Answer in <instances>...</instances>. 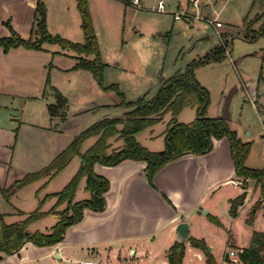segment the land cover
<instances>
[{"label": "rangeland", "instance_id": "obj_1", "mask_svg": "<svg viewBox=\"0 0 264 264\" xmlns=\"http://www.w3.org/2000/svg\"><path fill=\"white\" fill-rule=\"evenodd\" d=\"M39 1L45 5L46 28L50 34L71 42H83L76 0ZM86 1L100 57L105 64L101 83L88 70L72 68L75 52L70 48L44 43L43 47L51 55L46 63L49 85L55 86L66 97L64 111L68 119L65 122L59 118L50 119L47 105L55 103V98L49 88L41 99L15 98L11 102L0 99V123H13L14 169L26 173L42 168L51 160L49 151L58 144L64 145L74 130L79 133L104 117L122 116L118 113L121 110L117 106L118 92L126 101L136 100L144 94L150 98L158 89L160 78H167L177 69L183 71L187 64L203 57L220 42L227 45L223 58L194 67L195 77L209 92L206 112L229 117L231 127L237 129L242 140L250 143L246 165L258 169L264 167V95H261L264 90V36L247 40L240 32L256 29L264 22V0H198L196 6L191 0H141L140 9L126 0ZM159 2L163 6L161 10L157 9ZM211 4L212 15L218 13V20L210 19L207 14ZM182 9L184 14L174 18V14ZM260 10H263L261 16ZM255 16L258 19L252 23ZM206 21H212L214 25L219 21L222 27L217 29L228 32L225 39L220 41L217 29ZM148 54L150 60L145 64L141 56ZM254 95L255 101H252ZM10 110H15L17 115L10 114ZM50 123H59L62 133L46 129ZM158 125L140 131L136 140L143 146L162 149L164 139L158 135ZM91 141V138L85 140L82 149ZM78 167L79 157L74 156L66 169L50 178H40L31 186L17 188L11 196L16 203L27 206L36 193L44 196L60 191ZM239 180V185L243 186V180ZM246 183L247 187H252L254 180L248 179ZM255 201L248 206L247 216ZM221 214L222 226L203 220L195 222L190 232L207 241L218 262L222 261L227 246L248 247L253 228L264 230L262 214L257 217L254 227L244 221L243 214L234 219L226 211ZM54 220L51 215L36 225L44 228L52 225ZM189 258L188 251L186 260L189 264H207L204 255ZM104 264H139V257L126 254Z\"/></svg>", "mask_w": 264, "mask_h": 264}, {"label": "crops", "instance_id": "obj_2", "mask_svg": "<svg viewBox=\"0 0 264 264\" xmlns=\"http://www.w3.org/2000/svg\"><path fill=\"white\" fill-rule=\"evenodd\" d=\"M211 6L212 4L208 5L207 14L211 17L210 19L218 20V13L212 15ZM34 10L35 3L33 0H0V37L9 36L10 32L4 24L5 21H9L15 32L23 38H28L34 20ZM262 12L263 10L258 14L261 16ZM206 22L216 29L222 27V25L215 27L214 22ZM240 32L244 33V38L245 31ZM227 33L225 30L217 29L220 41L225 39ZM72 57L75 63L76 59L74 56ZM50 58L51 55L46 48L36 50L18 46L4 52L0 46V99L9 102L15 98L41 99L45 92V79L48 74L46 63ZM176 71L181 70L177 69ZM163 79L165 78H160L159 85ZM261 95H264V90L261 91ZM118 108L121 109L118 113L123 115L126 109L119 106ZM10 114L17 115V112L10 110ZM206 114L215 117L209 112ZM166 115L165 119H163V115L160 120L147 127L153 128L159 124L158 135L162 136L163 139L166 122L170 117L169 113ZM194 116L195 109L187 106L180 110L176 119L186 123L191 121ZM223 117L227 119L231 127L230 118ZM57 118L65 122L68 115L64 111L60 112L58 116H50L51 120ZM8 124L10 126H7ZM12 125L13 123H0V214L6 224L19 222L28 213L35 210L41 202L39 210L46 213L31 221L26 229L29 232H47L57 221V216L48 212L56 202V196L52 195L53 192L43 196L37 189L39 194L36 193L34 198L29 199L30 203L27 206L16 203L11 196L12 194L9 197H4L1 194L3 188L9 187L24 174V171L12 167L14 144H16ZM46 129L60 133L63 130L59 123H50ZM232 129L237 131L235 128ZM77 132L74 130L72 137ZM139 133L135 134L136 139ZM238 136L241 139L239 134ZM72 137L64 145L58 144L57 147L50 150L49 158L52 159L58 154ZM90 138L92 141L86 148L94 141V137ZM82 146L81 151L86 149H82ZM145 147L151 151L161 149L151 146ZM72 159L63 170L67 168ZM144 167V161L132 159H124L115 165L95 163L94 171L109 181V188L104 194V210L96 212L84 209L82 218L69 225L64 232L63 239L56 244L36 245L28 241L15 252H0V264H74L85 259L98 260L104 264V262H113L126 254L139 257V264L140 261L142 264H167V249L174 241L181 240L177 238L176 226L178 223H187V237H195L190 234L191 227L195 222L209 220L208 214L216 216L222 226L223 222L220 217L223 214L221 213L226 211L230 214L229 200L241 193L244 194V199L242 204L238 206L237 214L233 219L243 214L245 221L248 206L259 197V187L255 182L252 187L246 188H242L236 183L237 181L240 182V178L235 176L229 142L225 137L215 139L211 150L205 154L188 153L169 161L153 176L152 184L148 182L145 176ZM41 179L26 184L24 188ZM84 185L85 178H82L77 185L74 200L89 197ZM47 195L50 197H46ZM64 207L65 203L59 205L57 210ZM202 209L206 211V214L201 213ZM260 209L263 208H259L255 212L253 221L249 224L250 227H254L259 214L264 215V210L260 211ZM51 215L55 218L52 225L44 226V228H39L36 225L41 220L50 218ZM253 230L255 229L253 228ZM186 239H184L183 264H189L186 260L188 251L191 255L189 259L201 258L203 255L199 249L190 246ZM209 249L211 251L212 247L210 246ZM214 260L217 264L221 263L215 258Z\"/></svg>", "mask_w": 264, "mask_h": 264}, {"label": "trees", "instance_id": "obj_3", "mask_svg": "<svg viewBox=\"0 0 264 264\" xmlns=\"http://www.w3.org/2000/svg\"><path fill=\"white\" fill-rule=\"evenodd\" d=\"M126 2L128 1L126 0ZM76 7L80 15L83 42H71L58 35L50 34L46 28L45 5L36 0L30 36L28 38L21 37L11 27L9 21H5L4 24L10 34L0 37V46L6 52L10 48L18 46L42 50L44 49L43 44L46 42L57 43L61 48H70L75 52L76 62L72 68L88 70L95 80L101 83L105 64L100 57L87 1L76 0ZM255 17L252 18V23L258 19ZM249 32L252 35H249ZM257 36H264V22L257 29H247L244 38L254 40ZM225 45L224 43L216 45L203 57L187 64L183 71H176L168 78L163 79L158 90L150 98L144 94L136 100L126 101L123 94L118 92L120 101L117 106L126 109L122 116L104 117L90 124L75 134L48 164L38 170L24 173L9 187L3 188L1 194L4 197H9L17 188L40 178H50L63 169L74 156L80 157L77 171L60 191L53 193L56 196V202L48 212L55 214L57 221L47 232H29L26 229L31 221L46 213L39 210L41 202L35 210L28 213L19 222L6 224L0 214V252H15L28 241L36 245L56 244L63 239L66 228L82 218L84 209L96 212L104 210V194L109 188V181L94 171L95 163L115 165L124 159L144 161L145 176L152 184L153 176L166 163L188 153L205 154L211 150L213 141L222 137L227 138L229 142L235 176L243 180L241 187H247L248 179H253L259 187V197L245 220L246 223L251 224L255 212L259 208L264 210V167L258 169L246 165L250 143L239 138L237 131L229 126L225 117L207 116L209 92L194 75L196 65L223 58L226 55ZM88 55H92V57L89 58ZM47 88L52 90L55 98V103L47 105L49 115L54 116L59 112H64L67 99L55 86L49 85L48 74L45 79L44 91ZM187 106L195 109L194 118L186 123L177 121V114ZM166 113H169L170 117L164 130V147L158 151H151L136 140L135 134L156 123ZM90 137H94V141L81 151L83 142ZM117 142L120 143L117 144ZM82 178H85L84 189L89 193V197L74 200L77 185ZM243 199L244 194L241 193L229 200L230 215L236 216L237 208L242 204ZM63 203H65V207L57 210V207ZM207 217L211 222L221 226L216 216L208 214ZM186 241L190 246L202 252L207 264H217L203 238L189 236ZM184 255L185 240L174 241L167 249V264H183ZM238 256L241 264H264V231L253 230L250 245L242 248Z\"/></svg>", "mask_w": 264, "mask_h": 264}, {"label": "built area", "instance_id": "obj_4", "mask_svg": "<svg viewBox=\"0 0 264 264\" xmlns=\"http://www.w3.org/2000/svg\"><path fill=\"white\" fill-rule=\"evenodd\" d=\"M193 5H197L198 0H191ZM128 4L132 5L134 8L140 9L142 8V3L141 0H129L127 2ZM162 3L159 2L157 5V9H162ZM184 10L182 9L181 12L175 13L174 14V18H180L181 15L184 14ZM212 22V21H210ZM221 23L219 21L215 22V26H220ZM252 101H255V95L252 97ZM254 107H257V105H255L253 103ZM264 129V126H263ZM237 184H239V182H236ZM242 251V248H231L230 246H227L225 251H224V256L223 259L221 261L220 264H241V261L239 259L238 254ZM74 264H103L98 260H94V259H85V260H81V261H77Z\"/></svg>", "mask_w": 264, "mask_h": 264}, {"label": "water", "instance_id": "obj_5", "mask_svg": "<svg viewBox=\"0 0 264 264\" xmlns=\"http://www.w3.org/2000/svg\"><path fill=\"white\" fill-rule=\"evenodd\" d=\"M203 213L206 214V211L203 210ZM177 230V238L178 239H186L188 238V225L185 222H180L176 226Z\"/></svg>", "mask_w": 264, "mask_h": 264}, {"label": "clouds", "instance_id": "obj_6", "mask_svg": "<svg viewBox=\"0 0 264 264\" xmlns=\"http://www.w3.org/2000/svg\"><path fill=\"white\" fill-rule=\"evenodd\" d=\"M141 59H142L143 63L147 64L149 62V60H150V54H148L147 57H145V56L142 55L141 56Z\"/></svg>", "mask_w": 264, "mask_h": 264}]
</instances>
